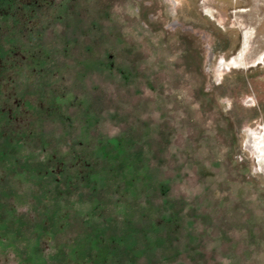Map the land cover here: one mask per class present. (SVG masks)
<instances>
[{
    "label": "rangeland",
    "instance_id": "374dc122",
    "mask_svg": "<svg viewBox=\"0 0 264 264\" xmlns=\"http://www.w3.org/2000/svg\"><path fill=\"white\" fill-rule=\"evenodd\" d=\"M30 1L0 14V264H264V0Z\"/></svg>",
    "mask_w": 264,
    "mask_h": 264
},
{
    "label": "flooded vegetation",
    "instance_id": "af4514ba",
    "mask_svg": "<svg viewBox=\"0 0 264 264\" xmlns=\"http://www.w3.org/2000/svg\"><path fill=\"white\" fill-rule=\"evenodd\" d=\"M23 2L24 5L30 3V0H0V14L4 15V14H8V13H14L16 14V10H17V15L21 16L22 14V6L20 2ZM0 65H4V64H0ZM11 111V108L9 109ZM252 130V128H249V140L246 143V148L250 149L248 146L250 144V139L251 141L254 142V135L253 132H250ZM254 149V148H253ZM253 149H250L251 151H253Z\"/></svg>",
    "mask_w": 264,
    "mask_h": 264
},
{
    "label": "bare ground",
    "instance_id": "6f19581e",
    "mask_svg": "<svg viewBox=\"0 0 264 264\" xmlns=\"http://www.w3.org/2000/svg\"><path fill=\"white\" fill-rule=\"evenodd\" d=\"M253 146H254L253 141H251V139H250V144H249L248 147H249L250 149H252Z\"/></svg>",
    "mask_w": 264,
    "mask_h": 264
}]
</instances>
